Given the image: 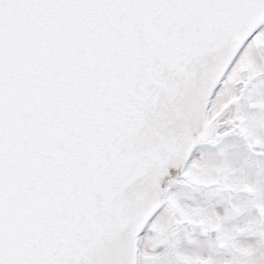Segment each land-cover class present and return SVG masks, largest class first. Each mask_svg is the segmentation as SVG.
<instances>
[{
    "label": "snow or ice",
    "instance_id": "1",
    "mask_svg": "<svg viewBox=\"0 0 264 264\" xmlns=\"http://www.w3.org/2000/svg\"><path fill=\"white\" fill-rule=\"evenodd\" d=\"M0 264H264V0H0Z\"/></svg>",
    "mask_w": 264,
    "mask_h": 264
}]
</instances>
